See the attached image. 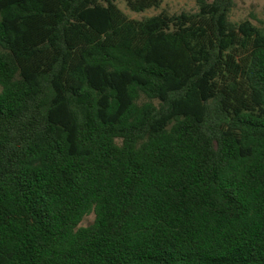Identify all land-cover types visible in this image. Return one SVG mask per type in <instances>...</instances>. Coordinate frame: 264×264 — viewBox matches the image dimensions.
<instances>
[{
    "label": "trees",
    "instance_id": "trees-1",
    "mask_svg": "<svg viewBox=\"0 0 264 264\" xmlns=\"http://www.w3.org/2000/svg\"><path fill=\"white\" fill-rule=\"evenodd\" d=\"M196 4L0 0V264H264V27Z\"/></svg>",
    "mask_w": 264,
    "mask_h": 264
},
{
    "label": "rangeland",
    "instance_id": "rangeland-1",
    "mask_svg": "<svg viewBox=\"0 0 264 264\" xmlns=\"http://www.w3.org/2000/svg\"><path fill=\"white\" fill-rule=\"evenodd\" d=\"M159 8H150L142 12L130 10L124 0H116V4L129 17L141 19L146 16L158 14L161 11L168 13H179L181 11L197 10L196 0H161ZM264 0H234V6L230 12V20L240 22L249 19L254 25L264 27ZM95 214L87 215L81 222V226H87L94 221Z\"/></svg>",
    "mask_w": 264,
    "mask_h": 264
}]
</instances>
